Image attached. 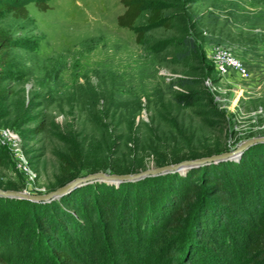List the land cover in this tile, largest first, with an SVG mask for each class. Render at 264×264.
I'll use <instances>...</instances> for the list:
<instances>
[{"label": "rangeland", "instance_id": "rangeland-1", "mask_svg": "<svg viewBox=\"0 0 264 264\" xmlns=\"http://www.w3.org/2000/svg\"><path fill=\"white\" fill-rule=\"evenodd\" d=\"M46 1L50 8L42 11L30 0L26 19L15 18L11 10L0 14V29L22 40L13 49L2 86L6 93L0 95V188L44 194L90 173L155 169L232 151L244 140L264 135V0H165L171 29L149 25L148 5L135 27L127 29L117 24L125 11L120 0ZM139 30L146 32L142 42L136 40ZM185 38L195 41L198 51L178 59L179 52L188 50L177 43ZM219 46L230 48L248 66L247 79L217 70L211 52ZM157 47L163 49L157 52ZM185 78L194 82L177 84ZM102 85L114 89V104L129 109L105 112L102 101L92 109V91ZM180 92L197 93V104L175 105L173 95ZM262 150L264 141L218 162L181 165L135 181H143L153 194H171L176 178L196 168L240 162L244 154L250 158ZM62 156L73 165L68 173L61 169ZM249 164L255 174L233 175L231 186L251 225L264 218V210L254 208L264 202V165L257 160ZM227 173L222 174L229 177ZM123 182L96 180L52 199L0 201V253L12 248L20 263H39L22 252L30 238L24 200L48 203L96 183ZM206 183L198 198L213 200L204 190ZM189 218L184 228L151 235L139 244L123 239L126 234L120 244L113 243L109 229L88 222L90 233L81 246L89 264L248 263L246 237L214 235L213 251L220 252L215 255L206 242L194 240Z\"/></svg>", "mask_w": 264, "mask_h": 264}, {"label": "trees", "instance_id": "trees-1", "mask_svg": "<svg viewBox=\"0 0 264 264\" xmlns=\"http://www.w3.org/2000/svg\"><path fill=\"white\" fill-rule=\"evenodd\" d=\"M29 1L0 0V14L4 10H11L15 18L26 19L30 15L27 8ZM163 1L165 0H120L125 11L117 17L118 26L133 29L143 13L144 6L148 5L149 25L171 29L173 17L164 14ZM35 5L42 11L50 8L46 0H35ZM145 33V30H139L136 40L142 42ZM21 43L22 40L0 29V95L6 93L2 86L9 77L8 68L14 58L13 49L22 45ZM177 43L188 48L187 51L177 54L178 59L198 51L196 42L190 38L179 40ZM162 49L157 47L154 50L159 52ZM192 82L193 79L185 78L180 79L177 84L186 86ZM102 87L92 91L91 97L95 102L91 105L92 109L102 101V110L105 112L113 109L115 113L119 108L127 110L128 105H116L112 102L110 93L114 89L108 90L104 85ZM138 97L140 99V96ZM198 99L195 92H180L172 98L174 104L180 107L194 106ZM136 108L139 109L140 104ZM136 108L134 107V110ZM44 128L45 123H42L38 131L41 132ZM253 160L264 165V150L250 158L248 154H244L240 162L208 164L196 168L187 177L176 178L177 183H174L176 187L171 194H164L163 190H161L162 194H153L154 190L139 180L123 182L119 186L96 183L93 184L94 186L73 190L62 199L48 203L24 200L27 208L24 224L29 226L25 230H28L30 238L24 241L26 248L22 251L23 255L33 257L35 261L39 260L38 264H89L85 250L81 246L82 242L86 243L90 233L88 222H97L96 224H101V227L109 229L113 243L120 244L121 238L124 237L123 239L127 238L126 240L139 244L151 235L162 232L169 234L173 229L184 228L185 220L190 217V229L194 240L206 242L204 246L207 250L214 252L215 255L220 254L219 251H213L217 249L214 246V235L221 234L223 238L230 236L228 238L230 240L241 235L243 239L246 237L247 264H264V218H255L250 225L251 219L238 207L231 186L233 175L251 178L255 174L249 164ZM72 167L71 161L62 156V171L68 173ZM96 170L97 168L92 169V171ZM223 172H228L229 177L222 174ZM198 177H201L199 183ZM204 182L208 184V188L204 190L208 191L213 200L201 196L198 198ZM101 188L104 190L98 191ZM9 199L12 198L0 197V201H9ZM12 201L22 200L12 199ZM90 206L92 213L87 216L86 210ZM254 208L264 210V202H257ZM123 234L126 236L121 237ZM7 249L6 253H0V264H22L14 256L16 250ZM189 262L191 259H188Z\"/></svg>", "mask_w": 264, "mask_h": 264}, {"label": "water", "instance_id": "water-1", "mask_svg": "<svg viewBox=\"0 0 264 264\" xmlns=\"http://www.w3.org/2000/svg\"><path fill=\"white\" fill-rule=\"evenodd\" d=\"M263 141H264V135L251 137L241 142L232 151H226L220 154H213L210 156H205V157H200V158H195V159H190V160H183L173 165H166V166L155 168V169H146V170L135 172V173L116 174V173H106L103 171H98V172L90 173L82 177L75 178L72 181L65 184L64 186L56 190L50 191L48 193H44V194L30 193L29 191H26V190L0 188V196L20 198V199L24 198V199H29L32 201L52 199V198L58 197L59 195L64 194L65 192L72 189L74 186H77L82 183L85 184V183L96 181V180L114 182V183H119L122 181H131V180L135 181L137 179L143 178L152 173H157V172L171 170V169H177L181 167V165H193V164L198 165V164L212 162V161L218 162L220 160H224V159L233 157L235 155H239L249 146L255 143H258V142H263Z\"/></svg>", "mask_w": 264, "mask_h": 264}, {"label": "built area", "instance_id": "built-area-1", "mask_svg": "<svg viewBox=\"0 0 264 264\" xmlns=\"http://www.w3.org/2000/svg\"><path fill=\"white\" fill-rule=\"evenodd\" d=\"M211 58L221 74L226 75L235 72L244 79L250 76L248 66L237 58L228 47L219 46L214 48L211 52Z\"/></svg>", "mask_w": 264, "mask_h": 264}]
</instances>
